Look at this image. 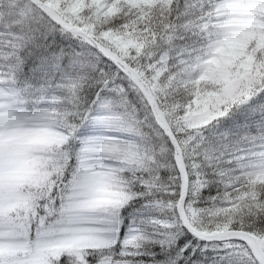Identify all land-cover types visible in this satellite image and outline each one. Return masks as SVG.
<instances>
[{"label":"snow or ice","instance_id":"snow-or-ice-1","mask_svg":"<svg viewBox=\"0 0 264 264\" xmlns=\"http://www.w3.org/2000/svg\"><path fill=\"white\" fill-rule=\"evenodd\" d=\"M0 264H264V0H0Z\"/></svg>","mask_w":264,"mask_h":264},{"label":"trees","instance_id":"trees-1","mask_svg":"<svg viewBox=\"0 0 264 264\" xmlns=\"http://www.w3.org/2000/svg\"><path fill=\"white\" fill-rule=\"evenodd\" d=\"M94 91L95 90H93V89H89L87 94L90 97H92V96H94ZM129 100L132 101L133 104H135L137 109L141 108V104L139 103L138 99L135 98V93L134 92H131V91L129 92ZM140 115L143 116V112H140ZM161 175H166L164 170L161 171ZM216 192H217V189L213 186L210 192L207 189L204 191V197H207L208 195H213L214 196L216 194ZM142 203H143V201H139V202L134 201L126 209L123 210L122 214L125 216L126 222L128 220H130L132 218V216H136L140 212V211H136V210L137 209H141V204ZM207 203H208V200L202 197V200H201V203H200L199 206L204 207V206H206ZM141 211H143V210H141ZM165 211H168V210H165ZM152 212L154 214H158L160 216L165 217L164 213H162V212L155 211V210H153ZM169 218H170V216H169ZM187 235L190 236L191 234L187 233ZM180 239H183V237H180ZM177 243H178V246H180L179 245V241ZM186 258L187 259H191V257H186Z\"/></svg>","mask_w":264,"mask_h":264},{"label":"rangeland","instance_id":"rangeland-1","mask_svg":"<svg viewBox=\"0 0 264 264\" xmlns=\"http://www.w3.org/2000/svg\"><path fill=\"white\" fill-rule=\"evenodd\" d=\"M221 130H227V127L226 126H222L221 127ZM94 131H95L94 129H92L91 127H89V128L84 129L83 132H82V134L88 135V134H92ZM141 215H143V216L150 215V216H153V217H156V218H159V219H164L165 218V217L160 216L158 214H154L152 211L151 212L140 211L136 216L139 217Z\"/></svg>","mask_w":264,"mask_h":264}]
</instances>
